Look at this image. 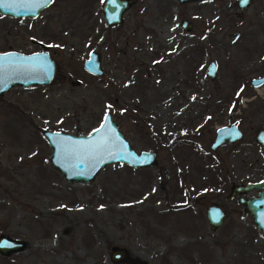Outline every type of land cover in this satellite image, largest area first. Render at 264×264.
<instances>
[{
    "label": "rangeland",
    "instance_id": "rangeland-1",
    "mask_svg": "<svg viewBox=\"0 0 264 264\" xmlns=\"http://www.w3.org/2000/svg\"><path fill=\"white\" fill-rule=\"evenodd\" d=\"M101 1L50 0L35 17L0 14V51L36 50L34 37L55 61L47 85L0 95V235L24 242L0 264H112L115 246L146 264H264V242L248 220L208 228L206 198L191 197L194 154L175 141L195 125L203 97L234 98L233 88L255 75V53L242 48L264 38V0L246 9L235 0H132L115 26L105 24ZM182 18L191 30L180 28ZM91 47L101 75L81 65ZM106 110L136 151H155L156 164L115 162L89 182L65 181L49 164L42 129L87 134Z\"/></svg>",
    "mask_w": 264,
    "mask_h": 264
},
{
    "label": "flooded vegetation",
    "instance_id": "flooded-vegetation-1",
    "mask_svg": "<svg viewBox=\"0 0 264 264\" xmlns=\"http://www.w3.org/2000/svg\"><path fill=\"white\" fill-rule=\"evenodd\" d=\"M250 1L240 9H246L250 5ZM102 2L103 0L101 5ZM131 3L132 0H130ZM182 19L179 21L180 28ZM119 23L105 24L115 26ZM191 28L192 23L188 30L181 29L189 31ZM32 39L46 44L45 48L49 54V44L34 37L29 40L36 44L38 49L32 51L41 49L40 45ZM242 50L245 57L251 55L252 52L255 53V64L257 65L255 75L249 78L248 83L233 86L234 98H226L225 94L214 100L203 97L194 106L195 125L186 134H179L178 137H175L177 144L189 147L194 154L193 167L199 184L194 186V193L191 197L192 199L196 198L197 201L201 200H198L199 198H206L207 203L203 206V213L211 231H220L225 225L230 224L235 229H239L240 222L247 220L251 226L253 225L257 229L251 222V216L244 209L241 200L245 202L247 199L253 201L256 198H264V82L255 85L250 82L254 77L264 76V38L258 42H245ZM90 51L98 53L101 73L94 74L83 69L90 75H101L103 68L100 53L96 47L89 48L81 65ZM217 87H223V85H217ZM225 87L230 88L231 86ZM180 108L184 110L185 105L181 104ZM106 111H109L112 116L111 110ZM219 128L220 130L223 128L219 131L221 138L216 139ZM254 183H257L256 186L242 189L243 185L245 187V185ZM207 208L211 209L212 221L215 220L216 214L221 213L219 224L208 223Z\"/></svg>",
    "mask_w": 264,
    "mask_h": 264
},
{
    "label": "water",
    "instance_id": "water-1",
    "mask_svg": "<svg viewBox=\"0 0 264 264\" xmlns=\"http://www.w3.org/2000/svg\"><path fill=\"white\" fill-rule=\"evenodd\" d=\"M49 2L50 0H0V14L13 17H34ZM248 2L249 0H235L238 8H244ZM129 5L130 0H103L101 12L105 23L121 22L122 13ZM180 25L182 29L188 30L191 23L183 18ZM236 35L237 31L228 34L231 38ZM36 43L41 47L38 51L22 52L15 49L0 51V95L12 86H43L50 83L53 77L54 61L45 48L46 44L40 41ZM82 65L90 73H101L99 55L96 51H90ZM206 74L210 79L214 77L215 62L213 60L208 62ZM250 82L254 85L262 83L264 76L254 77ZM72 83L78 84V80ZM221 130L220 128L217 130L216 139L221 138L219 132ZM41 133L51 148L48 157L50 166L56 169L67 182H89L101 168L110 163L118 162L131 167H147L157 162L155 151L148 149L136 151L130 145L109 111L103 112L99 123L87 134H72L51 129H42ZM255 184L257 183L245 185V187L243 185L242 189L256 186ZM241 201L264 242V198ZM210 210L209 208L206 210L208 223L219 224L221 213L216 214L215 220L212 221ZM23 245L24 242L20 239L0 235V254L5 255L17 251ZM108 258L112 264L124 262L146 264L145 261L130 256L127 249L121 246L111 248L108 251Z\"/></svg>",
    "mask_w": 264,
    "mask_h": 264
},
{
    "label": "snow or ice",
    "instance_id": "snow-or-ice-1",
    "mask_svg": "<svg viewBox=\"0 0 264 264\" xmlns=\"http://www.w3.org/2000/svg\"><path fill=\"white\" fill-rule=\"evenodd\" d=\"M103 126V125H102ZM97 131H99V129H97Z\"/></svg>",
    "mask_w": 264,
    "mask_h": 264
}]
</instances>
